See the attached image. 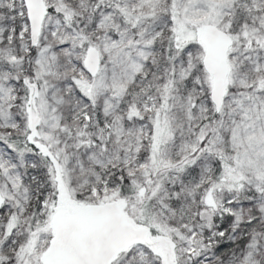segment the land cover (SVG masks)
I'll use <instances>...</instances> for the list:
<instances>
[{
	"label": "snow or ice",
	"instance_id": "6c2138e0",
	"mask_svg": "<svg viewBox=\"0 0 264 264\" xmlns=\"http://www.w3.org/2000/svg\"><path fill=\"white\" fill-rule=\"evenodd\" d=\"M0 264H264V0H0Z\"/></svg>",
	"mask_w": 264,
	"mask_h": 264
}]
</instances>
